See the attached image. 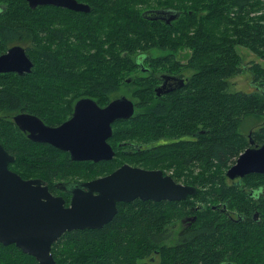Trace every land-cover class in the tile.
<instances>
[{
	"label": "trees",
	"instance_id": "obj_1",
	"mask_svg": "<svg viewBox=\"0 0 264 264\" xmlns=\"http://www.w3.org/2000/svg\"><path fill=\"white\" fill-rule=\"evenodd\" d=\"M0 1L7 2L0 5V54L21 45L32 62L29 73H0V144L14 157L9 169L23 179L43 180L65 205L69 194L57 183L88 181L124 163L160 169L196 188L180 201L117 203L102 227L61 234L50 249L56 264H264V173L225 181L241 152L264 144V66L246 67L252 79L247 91H254L236 84L244 66L237 47L264 60V14L250 18L259 0H191L193 11L172 0L146 9L136 7L141 0H77L89 5L88 13ZM149 10L178 16L166 23ZM221 25L228 29L219 32ZM150 48L189 49L185 68L193 73L173 70L178 63L170 53L158 56L170 66L151 74L159 70V59L144 51ZM135 56L143 57L141 63ZM135 68L150 80L128 77ZM167 74L183 83L157 96L158 79ZM126 77L139 86L133 92L138 101L122 94L133 101L134 113L112 124L111 160L74 161L48 143L31 141L13 122L15 114L27 112L59 125L81 98L100 107L117 98ZM251 123L258 128L249 129ZM239 127L249 129L247 137ZM184 215L193 221L168 244L169 217ZM153 254L157 263L150 260ZM0 264L38 263L14 244L0 243Z\"/></svg>",
	"mask_w": 264,
	"mask_h": 264
},
{
	"label": "water",
	"instance_id": "obj_2",
	"mask_svg": "<svg viewBox=\"0 0 264 264\" xmlns=\"http://www.w3.org/2000/svg\"><path fill=\"white\" fill-rule=\"evenodd\" d=\"M24 1L30 8L52 5L75 12L90 11L88 4L77 0ZM148 12L152 18L164 19L166 23L178 16L172 10ZM31 67L32 62L21 45H13L0 54V73L21 75L29 73ZM163 91L164 84L155 89L157 95ZM133 113V101L121 95L103 107L91 98H81L75 102L71 116L56 126L45 124L27 112L15 114L12 119L31 141L48 143L67 152L74 161L98 162L114 156L108 142L113 122L129 119ZM249 141L252 144L251 136ZM13 160L0 144V243L14 244L34 257L38 264H56L50 249L61 234L102 227L116 213L119 202L180 201L196 191L194 186L176 182L160 169L124 163L88 181L57 183L59 189L69 194L68 205H65L64 198L52 194L43 180L23 179L9 169L8 164ZM249 173H264V144L249 146L241 152L227 169L226 177L235 180Z\"/></svg>",
	"mask_w": 264,
	"mask_h": 264
},
{
	"label": "rangeland",
	"instance_id": "obj_3",
	"mask_svg": "<svg viewBox=\"0 0 264 264\" xmlns=\"http://www.w3.org/2000/svg\"><path fill=\"white\" fill-rule=\"evenodd\" d=\"M160 1L161 0H141L140 3L137 4V8L138 9H146L148 7L151 6H158L160 5ZM173 5H178L181 6L182 8L186 9V10H190L193 11L190 8V4L192 3L191 0H172L170 2ZM7 4L6 1H0V5L1 6H5ZM197 16H200L202 14H204L205 12H195ZM264 14V0H259V3L256 5V7L254 8V10L250 13V18L252 17H258V16H262ZM228 28H226L225 26L221 25L217 30L219 32H223L225 30H227ZM146 53H148L150 55V57L152 58H158V56H165V55H169L170 53H173L172 58L175 62H177L178 64H176L175 68L173 70H177L179 72H181L182 70H184V73L186 75H191L194 71V68H185V65L188 64V57L190 55V50L187 48H182V49H178L177 51H170V50H163V49H158V48H150V49H146L144 50ZM237 51L238 53L241 55L242 60H243V70L241 71V73L239 74V76H237L236 78V84L238 87L242 88L244 91L248 92V88H251V85H248V82L251 81V77L248 75L247 72V68L248 66H250L252 64V62H259L262 66H264V60L256 57L255 54H253L250 50L245 49V48H241V47H237ZM136 59V56H135ZM159 59V58H158ZM137 62H141L142 61V56L138 57L136 59ZM166 62H170V60L168 58H164V59H159L156 63H155V67L159 66V70L156 69H151V74L153 73H157L158 72H163L161 71V69L163 68H167L170 66V64H166V65H162V63H166ZM141 77L142 80L141 81H146L147 78L148 80H150L151 77H147V73L141 72L138 68H135L129 75L128 77H131L132 79L135 77ZM126 78H124V82L120 84L118 90H117V97L121 96L122 94L126 95L127 97L131 98L132 100L135 99V101H138V99L134 96L133 92L139 87L137 86L135 83L131 82H126ZM156 84V81L154 83V85ZM141 111H138L136 109L135 113H140ZM260 122H264V118L260 120ZM258 124L254 125V123H251L249 125V129H253L256 130L258 128L257 126ZM122 126V125H121ZM247 128H241L239 127L238 130L239 132L243 133L246 137H247V132L249 129ZM141 167V166H140ZM158 167H162L163 166L161 164H158ZM83 168H85V165H83ZM148 169V168H147ZM163 170H165L167 173H170V170H166L163 168ZM100 177V176H99ZM225 181L228 183H231V181L227 178H225ZM63 183V182H62ZM61 196V195H60ZM172 216V215H171ZM171 216L169 217V223L173 229V233L174 236L171 239H167V243L168 244H173L176 241V233L179 231V229H181L183 227V224H181V220L185 217H187L188 215H184L181 218H176L173 217L171 218ZM153 257L150 258V260L153 261V263H157L159 261V256L157 254H153ZM146 261H149V257L145 258Z\"/></svg>",
	"mask_w": 264,
	"mask_h": 264
},
{
	"label": "flooded vegetation",
	"instance_id": "obj_4",
	"mask_svg": "<svg viewBox=\"0 0 264 264\" xmlns=\"http://www.w3.org/2000/svg\"><path fill=\"white\" fill-rule=\"evenodd\" d=\"M161 76H163V77L158 79L159 82L156 81L157 82L156 87L164 84L165 91L161 92L159 95L156 94L157 96H160L161 94H165V93L170 92L175 87V85L177 83L179 85L180 84L182 85V83H183V79H179L177 75L167 74V75H161ZM254 90L255 89H250L248 92H252ZM189 220H191V219H189V218L188 219H182L181 224H190L191 221H193V219H192L190 222H187ZM166 229H167L166 235H168L169 239H171L173 237V234H174L171 225L169 224Z\"/></svg>",
	"mask_w": 264,
	"mask_h": 264
},
{
	"label": "bare ground",
	"instance_id": "obj_5",
	"mask_svg": "<svg viewBox=\"0 0 264 264\" xmlns=\"http://www.w3.org/2000/svg\"><path fill=\"white\" fill-rule=\"evenodd\" d=\"M230 167V166H229Z\"/></svg>",
	"mask_w": 264,
	"mask_h": 264
}]
</instances>
